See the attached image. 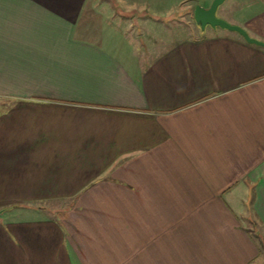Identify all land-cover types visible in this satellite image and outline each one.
Instances as JSON below:
<instances>
[{"label": "crops", "instance_id": "obj_1", "mask_svg": "<svg viewBox=\"0 0 264 264\" xmlns=\"http://www.w3.org/2000/svg\"><path fill=\"white\" fill-rule=\"evenodd\" d=\"M212 1L0 0V264L255 263L264 45Z\"/></svg>", "mask_w": 264, "mask_h": 264}, {"label": "rangeland", "instance_id": "obj_2", "mask_svg": "<svg viewBox=\"0 0 264 264\" xmlns=\"http://www.w3.org/2000/svg\"><path fill=\"white\" fill-rule=\"evenodd\" d=\"M163 2L164 3H159V5H157V7L153 10H157V11H161V12H172V10H173L172 8L175 7V8H177V10L179 8V7H177V5H173L175 3H171V0H163ZM246 3H247V0H225L218 7L217 14H218V16H220V13L223 11L222 9L224 7L232 8L236 12L241 11L243 6L247 5ZM115 7L118 9V11L124 10L122 5L115 4ZM180 7H182V5ZM192 10H193V6H191V11ZM158 18H162V17H158ZM182 19L186 20L185 17H182ZM135 25L137 28H139L137 22ZM140 31H142V30H140ZM0 152H1V150H0ZM253 198H254L253 196H252V198H250V201H249L250 203L248 205V212H249L250 219H251L249 222V227H250V230L252 231V234L254 236H255V234L257 235V238L255 237V239L257 240L258 246L260 249V255L254 264H264V226L254 216L255 212L253 211V204H252Z\"/></svg>", "mask_w": 264, "mask_h": 264}, {"label": "water", "instance_id": "obj_3", "mask_svg": "<svg viewBox=\"0 0 264 264\" xmlns=\"http://www.w3.org/2000/svg\"><path fill=\"white\" fill-rule=\"evenodd\" d=\"M224 1L225 0H213L208 7L200 3L196 4L194 8V18L196 22L202 28H205L207 25H211L213 27L221 26L231 30H236L244 35L248 41L264 45V42L260 39L250 36L248 31L241 25L231 23L228 20L218 16L217 9Z\"/></svg>", "mask_w": 264, "mask_h": 264}]
</instances>
